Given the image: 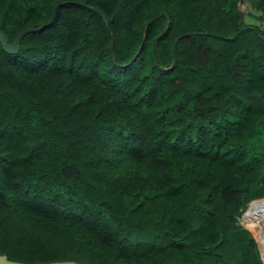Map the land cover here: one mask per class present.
<instances>
[{"label": "trees", "instance_id": "trees-1", "mask_svg": "<svg viewBox=\"0 0 264 264\" xmlns=\"http://www.w3.org/2000/svg\"><path fill=\"white\" fill-rule=\"evenodd\" d=\"M264 0H0V252L262 264Z\"/></svg>", "mask_w": 264, "mask_h": 264}, {"label": "water", "instance_id": "water-1", "mask_svg": "<svg viewBox=\"0 0 264 264\" xmlns=\"http://www.w3.org/2000/svg\"><path fill=\"white\" fill-rule=\"evenodd\" d=\"M53 16H54V13L48 21L43 22L40 25L28 26V27H25V28L19 30V32L10 41H8V38L5 35V33L2 30H0V44H1V46L5 50H15L17 48V43H18L19 39L21 38V36L24 33L28 32L30 30H35V29H38L40 27H43L44 25H46L47 23H49L52 20ZM263 239L264 238H262V245H264ZM255 241H256V246L258 248V254H259L260 260H261L262 264H264V262L262 261L261 256H260L259 245L257 243L256 238H255ZM0 264H85V263H83L79 260H76L74 258H61V259H52V260H47V261L38 260V261H32V262H25L22 260L9 258L6 255V253L0 252Z\"/></svg>", "mask_w": 264, "mask_h": 264}, {"label": "bare ground", "instance_id": "bare-ground-1", "mask_svg": "<svg viewBox=\"0 0 264 264\" xmlns=\"http://www.w3.org/2000/svg\"><path fill=\"white\" fill-rule=\"evenodd\" d=\"M245 227H247L256 238L259 245V252L264 262V194L251 198L243 211ZM264 240V239H263Z\"/></svg>", "mask_w": 264, "mask_h": 264}, {"label": "rangeland", "instance_id": "rangeland-1", "mask_svg": "<svg viewBox=\"0 0 264 264\" xmlns=\"http://www.w3.org/2000/svg\"><path fill=\"white\" fill-rule=\"evenodd\" d=\"M240 7H242L243 9H246V10H248L250 8L249 5L246 3V1H243L241 3ZM247 19H248V17H247ZM255 146L256 147H264V135H262L261 140H257L255 142ZM256 192H257L256 196H261L264 194V183L259 186V188L256 190ZM256 196H253V197H256ZM253 197H250L244 201L241 211L239 212V214H237L238 222L243 224L244 226H245V224H244V218H243V211L245 209V206L247 205V202Z\"/></svg>", "mask_w": 264, "mask_h": 264}, {"label": "crops", "instance_id": "crops-1", "mask_svg": "<svg viewBox=\"0 0 264 264\" xmlns=\"http://www.w3.org/2000/svg\"><path fill=\"white\" fill-rule=\"evenodd\" d=\"M250 12L251 13H249V14H245V20L264 24V15H262V17L258 16V14L261 13V10L259 8H256L253 6L250 8ZM247 17H248V19H247Z\"/></svg>", "mask_w": 264, "mask_h": 264}]
</instances>
